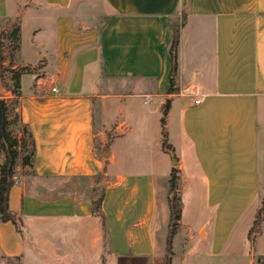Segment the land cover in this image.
I'll return each mask as SVG.
<instances>
[{
	"label": "crops",
	"instance_id": "obj_1",
	"mask_svg": "<svg viewBox=\"0 0 264 264\" xmlns=\"http://www.w3.org/2000/svg\"><path fill=\"white\" fill-rule=\"evenodd\" d=\"M184 15L174 67L172 29ZM8 20L21 29L13 68L29 69L20 114L38 182L15 177L9 208L23 229L0 222V264H166L174 168L182 218L172 264L264 256V220L248 256L232 244L240 224L252 228L264 180V0H0ZM101 176L107 239L91 204ZM65 179L93 190L73 181L79 190L55 195Z\"/></svg>",
	"mask_w": 264,
	"mask_h": 264
},
{
	"label": "trees",
	"instance_id": "obj_2",
	"mask_svg": "<svg viewBox=\"0 0 264 264\" xmlns=\"http://www.w3.org/2000/svg\"><path fill=\"white\" fill-rule=\"evenodd\" d=\"M185 23V15L182 23L176 25L172 29V41L170 46V56L172 59L173 66L177 64V51L180 42L181 27ZM11 40L15 45V52L18 53L20 50L21 43V29L20 26L12 32L10 36ZM3 58L0 50V70L3 71ZM23 73L14 72L12 77L13 87L9 91L16 100L21 98V77ZM175 82L173 78L170 80V88L168 93L173 95L176 93ZM170 109V100H167L162 108V136H163V150L170 151L171 146L168 143V133L165 128L166 117ZM20 123L24 133L30 140V148L27 154L22 156L23 151H26V141L19 144V141L13 137L10 127L13 124L9 116V108L5 100L0 99V150L3 152L4 159L0 166V222L1 223H12L18 233H22L23 222L19 215L13 213L9 208V196L10 191L15 185V177L19 159L22 156L24 163L29 165L34 170V155H35V142L30 127L25 124L21 119L16 117V124ZM179 170L173 169L169 179V191H168V203L170 211V219L168 226V236L166 242V264H172V245L173 239L178 232L179 223L182 218V201L181 197L177 195V186L179 181ZM105 196L104 189L94 190L91 199L92 213L102 220L104 238H108V227L105 216L102 212V202ZM264 220V198L262 201V207L258 211L251 231H256L261 227ZM257 264H264V256L258 257Z\"/></svg>",
	"mask_w": 264,
	"mask_h": 264
},
{
	"label": "rangeland",
	"instance_id": "obj_3",
	"mask_svg": "<svg viewBox=\"0 0 264 264\" xmlns=\"http://www.w3.org/2000/svg\"><path fill=\"white\" fill-rule=\"evenodd\" d=\"M17 27H18L17 22H11L9 20L0 21V50L2 53L3 64H4L3 71L0 70V99L5 100L9 108V116L13 123L10 127V130H11L13 137L19 141L20 145H22V143L26 141V151L25 152L23 151L22 153V156H23L27 154V151L30 148V140L28 136L26 135V133H24L22 129V125L20 123L16 124V117L22 120L21 114H20V100L14 99L11 92L9 91L13 87L12 77H13L14 72L25 74L29 71L28 68H23V67L13 68L17 63V53L15 52V45L13 41L10 39L11 38L10 36ZM127 102L138 103V108H140V110H142L144 107L142 105V101H139V100L128 99ZM96 110H97V106H96ZM260 115H261L260 116L261 128H262V131L264 132V107L261 108ZM105 138L107 142L108 141L107 136H105ZM95 149H96V156L102 160H105V154H106V151H108L107 143H102L100 137H96ZM22 156L18 162L16 175L17 177L18 176L22 177L28 183L36 184L38 180H36L35 178L34 170H32L29 165L24 163ZM3 159H4V155H3V152L0 150V166L3 162ZM178 176H179V181H178V186H177V195L180 196V188H181L180 172ZM103 180L104 178L101 176L98 179H96V181H94L95 190H99L101 188L104 189V186H105L104 183L101 186H99V183L102 182ZM73 181L80 182L79 186H80L81 191H86V192L91 193V191L93 190L91 189L92 183L87 180H70L69 181L65 179V180H60L59 182H56V184H54L58 188V191L55 193V195L61 196V195L67 194L70 191H73L74 189L79 190L78 188H74ZM48 185H52V183ZM263 198H264V180L262 181V184H261L260 196H259L258 203H257L258 211L262 207ZM158 213H159L158 215H160V218L162 220L163 219L166 220V224H167L168 219H169V212L167 208H164V205L162 204L161 201L159 203ZM156 224H158V222H156ZM243 228H244V225L242 223L239 225V227L234 233L232 244L237 245L235 246V250H234L237 255L246 257L249 255V251L255 248L257 238L261 232L260 231L261 227L256 231H251V226L245 231H243L244 230ZM180 249L181 248L177 245V249H176L177 255L180 253ZM225 259L226 260L223 262H218L217 260H213V262H209L208 264H246L245 259L241 257L232 258L230 255L229 256L226 255ZM257 259L258 257H256L255 259L256 264H257ZM5 263L6 264H19V262L15 260L7 261ZM108 264H116V263L115 262L112 263L111 261ZM117 264H129V263L121 259L118 261ZM135 264H144V263L141 262V263H135Z\"/></svg>",
	"mask_w": 264,
	"mask_h": 264
},
{
	"label": "built area",
	"instance_id": "obj_4",
	"mask_svg": "<svg viewBox=\"0 0 264 264\" xmlns=\"http://www.w3.org/2000/svg\"><path fill=\"white\" fill-rule=\"evenodd\" d=\"M52 92H56V89L54 88V89H52ZM196 103L198 104L199 103V101H196Z\"/></svg>",
	"mask_w": 264,
	"mask_h": 264
}]
</instances>
